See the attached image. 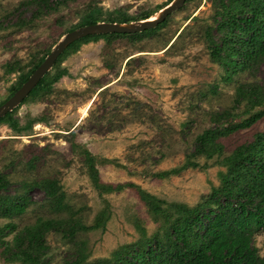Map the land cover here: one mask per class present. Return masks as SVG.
<instances>
[{
    "label": "rangeland",
    "instance_id": "374dc122",
    "mask_svg": "<svg viewBox=\"0 0 264 264\" xmlns=\"http://www.w3.org/2000/svg\"><path fill=\"white\" fill-rule=\"evenodd\" d=\"M20 1L0 0V102L37 58L70 27L77 28L87 10L98 7L99 21L116 22L109 20L117 10L135 15L171 0H71L57 12L18 28L13 24L32 11ZM211 15L208 0H187L153 32L90 40L54 61L50 74L64 69V75L11 110L22 129L16 132L0 122V172L9 180L0 194L13 193L24 180L53 178L64 192V201L87 224L104 205L103 198L109 210L104 228L79 231L74 238L85 243L88 260L106 257L118 245L133 241L134 218L147 232L154 224L133 190L98 196L88 179L83 151L95 158L102 182L129 181L167 202H197L218 184V172L224 168L190 157L194 136L211 126L210 113L232 108L236 87L264 88V56L253 68L227 73L211 61L205 36V27L213 25ZM7 63L18 68L6 73ZM242 106L238 104L234 112ZM263 130L264 114L248 128L222 138L225 151ZM186 158L208 163L165 178L154 176L178 167ZM28 195L31 201L24 212L11 219L0 217V224L11 221L17 230L37 217L68 213L54 211L38 187L30 188ZM45 240L48 264L68 258V240L54 232H48ZM251 240L264 256V229ZM0 264L19 263L0 257Z\"/></svg>",
    "mask_w": 264,
    "mask_h": 264
},
{
    "label": "trees",
    "instance_id": "16d2710c",
    "mask_svg": "<svg viewBox=\"0 0 264 264\" xmlns=\"http://www.w3.org/2000/svg\"><path fill=\"white\" fill-rule=\"evenodd\" d=\"M68 1L71 0H22L19 5L30 8L31 14L13 25L18 28L28 26L43 15L57 12ZM208 1L212 6L213 25L205 27V36L211 61L222 65L226 73L253 68L264 56V0ZM160 8L162 6L135 15L117 10L115 18L109 21L145 19ZM99 11L98 7L87 10L77 27L99 21ZM165 21L166 18L154 28L136 33H103L81 37L70 43L55 62L68 51H75L81 43L112 36L133 38L153 32ZM74 28L72 26L68 31ZM212 31L215 32L214 36ZM47 53L37 58L19 76L3 101L28 78ZM17 68L16 63H7L5 72L10 73ZM64 73V69L53 74L45 72L22 101L36 98ZM240 103H243L242 108L234 112L233 109ZM232 105V108L210 113L211 126L204 127L193 138L190 157H201L224 168L218 172V184L211 186L194 204L167 202L129 181L114 184L102 182L95 167V158L85 150L82 159L88 179L98 196L102 198L103 194L124 188L133 190L154 228L147 232L142 221L134 218L133 227L137 237L133 241L118 245L106 257L88 260L85 243L74 238L79 231L104 228L109 216L106 201L102 198L104 205L87 224L64 201V192L57 180L48 177L24 180L13 193L0 194L1 218L11 219L22 214L31 201L28 191L32 187L42 190L54 211L65 210L68 213L65 216L37 217L17 230L11 221L0 224V257L6 262L19 264H48L49 246L45 236L48 232H54L71 243L68 258L60 264H264V256L258 254L251 240L255 232L264 229V130L255 132L251 139L236 144L229 151H225L222 142V138L248 128L264 114V88L236 87ZM0 122L16 132L22 129L11 111L1 116ZM194 159L186 158L178 167L155 172L154 176L165 178L185 168L204 167L208 163L199 164ZM31 162L32 158L26 160L27 165ZM8 185L7 176L0 172V190H6ZM8 235H11L10 240L6 239Z\"/></svg>",
    "mask_w": 264,
    "mask_h": 264
},
{
    "label": "water",
    "instance_id": "95a60500",
    "mask_svg": "<svg viewBox=\"0 0 264 264\" xmlns=\"http://www.w3.org/2000/svg\"><path fill=\"white\" fill-rule=\"evenodd\" d=\"M185 0H171L156 12V16L132 21V22H107L99 21L93 24L79 26L64 33L55 43L43 60L37 65L28 78L0 104V117L6 112L11 111L34 87L42 75L47 72L57 56L73 41L93 34L103 33H136L143 30L154 28L161 23L171 12L180 8Z\"/></svg>",
    "mask_w": 264,
    "mask_h": 264
},
{
    "label": "bare ground",
    "instance_id": "6f19581e",
    "mask_svg": "<svg viewBox=\"0 0 264 264\" xmlns=\"http://www.w3.org/2000/svg\"><path fill=\"white\" fill-rule=\"evenodd\" d=\"M154 16H156V13H154L152 16H150V18H153Z\"/></svg>",
    "mask_w": 264,
    "mask_h": 264
}]
</instances>
